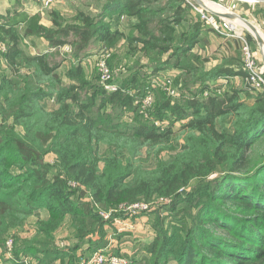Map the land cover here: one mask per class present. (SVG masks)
<instances>
[{"label":"trees","instance_id":"16d2710c","mask_svg":"<svg viewBox=\"0 0 264 264\" xmlns=\"http://www.w3.org/2000/svg\"><path fill=\"white\" fill-rule=\"evenodd\" d=\"M106 2L102 17L78 11L72 22L64 23L55 16L53 28L40 24L36 30L28 29L33 15L19 8L0 15V38L6 47L1 57L8 69L0 73V259L7 255V235L18 233L34 216L35 234L27 238L15 234L13 252L18 258L9 264H25L20 255L43 264H81L80 243L88 242L89 251L108 244L106 235H98L97 230L112 225L114 217L105 219L95 212L97 207L108 211L174 198L193 180L220 172L212 202L199 211L176 261L264 264V88L246 83L241 38L233 37L235 55H223L228 62L212 70L211 78L241 76L242 86L206 96L209 81H201L206 60L193 53L198 41L208 39L206 22H189L176 40L168 42L151 28L153 23L168 24L174 32L177 26L184 27L189 19L185 13L195 11L190 4L185 0ZM166 8L171 14H164ZM123 17L133 21V35L127 36L113 20L120 22ZM209 32L215 29L210 27ZM34 34L48 40V51L33 54L24 49V38ZM123 39L132 56L148 61L130 57L128 63L113 51L109 64L120 89L108 91L98 76L95 83L85 76L83 53L94 42L115 49ZM65 45L71 48L68 57L77 60L62 73L63 63L52 62L51 55ZM168 69L180 73L172 77L183 90L178 101L148 82L164 78L161 73ZM197 89L192 96L190 90ZM148 91L155 104L150 117H145L136 101ZM46 99L53 101L52 106L44 103ZM114 109L132 111L133 118ZM170 118L172 124L163 128ZM228 119L231 129L224 124ZM177 121L182 122L179 129L174 128ZM181 136L184 144L178 149L175 143ZM165 151L169 154L162 157ZM48 154L56 157L58 169L52 179L51 166L45 162ZM70 181L77 187L69 189ZM86 195L89 200L81 201ZM149 210L148 214H155ZM65 223L70 224L75 243L68 248L55 241ZM167 249L163 238L158 248L148 249L144 264H170ZM118 255L131 258L121 251Z\"/></svg>","mask_w":264,"mask_h":264},{"label":"rangeland","instance_id":"374dc122","mask_svg":"<svg viewBox=\"0 0 264 264\" xmlns=\"http://www.w3.org/2000/svg\"><path fill=\"white\" fill-rule=\"evenodd\" d=\"M33 1H37V4H34ZM19 0L17 2V7H19L20 10H24L27 12V9L33 13L32 20L27 25L28 29L36 30L37 27L42 24L44 26H47L48 28H53V18L59 17L62 22H72L74 18L78 15V11L86 12L87 14H90L92 16H96L99 18V16L102 17L104 15V6L107 3L106 0H53L52 2L48 3L46 0ZM212 3H215L214 5H207L209 8L216 10L217 12H220L219 7L223 8L224 10L228 12H234L250 21H253V23L257 26H255L256 29L259 31V35L256 33V35L253 32L244 30V32H238L240 36L242 37V46L240 50V59L242 60V66H244L245 69V59L247 58V49H245V46H249V55L251 59L254 61V66L259 71H264V2L260 3H250L246 1L241 0H210ZM168 0H160V4H167ZM16 9L15 7H12L11 10ZM33 9V11H32ZM171 9L166 8L164 11V14L169 15L171 14ZM189 12V13H188ZM258 12H261L263 16ZM241 13V14H240ZM186 16L189 17V19L184 23V27L177 26L176 31L174 32V29H172L171 26L168 24H162V23H153L151 24L152 30L162 39L163 41H174L178 38V35L183 31L186 30L189 22H204L200 18V16L195 13V11H187L185 13ZM193 18V20L191 19ZM110 21L112 20L110 17L108 18ZM107 19V20H108ZM218 29H215L212 24L205 23L207 26V30L205 31L208 37H206L207 41H198V43L195 45L193 53H195L200 58L206 60L205 66H207L206 72L203 73V77L201 78V81H209V88L205 92V95L208 94H222L226 90L230 89L231 87H237L242 86L243 80L242 78L237 76H233L232 78L223 77L218 80H215L212 77V70H214L217 66L220 64L225 63L228 59H224L222 57L223 52L227 48H224L222 45V38H225L228 36V34L236 33L237 27H240L239 25L235 28H232L229 23L221 18H216ZM241 19V18H239ZM115 21V24H117V27L119 26L120 29H122L127 36L133 35L135 33L134 28L132 27L133 21L131 18H122L120 22L117 21V19H113ZM242 20V19H241ZM244 21V20H243ZM214 28L215 32L211 33L209 32V28ZM261 28V29H260ZM260 29V30H259ZM26 30V26L23 28V31ZM1 37V36H0ZM228 37H231L228 36ZM248 37V39H247ZM262 38V39H261ZM248 40V41H247ZM25 48L23 45V48L27 50L29 53H41L45 50L48 51V40L45 39L40 34H34L32 36H27L24 38ZM37 44L38 49L33 50V45ZM44 44V45H43ZM263 44V45H262ZM27 48V49H26ZM118 48V50L116 49ZM6 47L5 43L2 42L0 38V73L8 72V69L6 68V64L4 63L1 55L4 53ZM70 50L69 45L63 46L60 51H54V54L51 55L52 62H58L63 63V66L60 68L62 73H65L66 67L70 66L72 64V61H76L77 58L75 56L68 57V52ZM105 48L102 47V44L98 42H94L91 44V46L88 47V49L83 53L84 56V74L86 77L90 78L93 83L97 82L96 76L100 79V71L98 70L95 62L96 55L102 56V53L104 54ZM114 53L116 51L120 52V56L123 58L125 57L126 60H130V57L132 56V53L129 51V47L127 45L126 40H120L117 42V45L115 49H113ZM53 53V52H52ZM169 56L168 54L161 55L162 60H166ZM117 56L115 60H117ZM151 59V58H150ZM3 61V62H2ZM118 61V60H117ZM117 61L115 62L116 64ZM173 62V61H172ZM228 62V61H227ZM180 74V73H179ZM121 75H118V77ZM117 77V78H118ZM64 78L67 83H69L71 80L66 75H64ZM121 79V77H119ZM163 77L159 76L155 81L148 80L149 84L153 88L160 87L163 91L166 90V84L163 82ZM118 79H115L116 82ZM175 80V78H174ZM174 86L176 89V96L171 95L172 98L175 101L180 100V97L183 95V90L179 88V84H175ZM99 82V81H98ZM101 83V82H100ZM119 83V82H118ZM208 84V83H206ZM102 85V84H101ZM177 85V86H176ZM205 85V84H204ZM103 86V85H102ZM154 90V89H151ZM202 90V88H201ZM197 90H190V93L192 96H195V92H198ZM250 94V92H247L245 95ZM44 103L48 106H52L53 101L51 99H46ZM111 109V108H110ZM113 112H116V114H124L126 118H133L134 113L132 111H125L120 112L119 110L114 109ZM131 117V118H130ZM156 118V117H155ZM171 120V118H170ZM169 119L167 121H164L163 128L168 127L170 124H172V120ZM231 123L232 119H228L224 121V124L227 129H231ZM182 122L177 121L174 125L175 129H179ZM184 139L183 137H177L175 146L178 149L183 148ZM105 146L102 147V150H104ZM169 154L168 151L162 152L161 156L165 157ZM147 153L146 151L143 153V156L146 157ZM55 159L56 157L53 154H48L46 156L45 162L51 166V174L49 175L52 179L54 175H56L58 169L55 166ZM151 162V160H150ZM220 175V172H216L213 175L207 176V177H201L198 179L193 180L189 185L183 187L180 189L178 195L174 198H163L156 201H153L148 205L147 207H139V208H128L127 205L120 206L119 208H114L110 210H104L101 209V207H97L95 212H97L99 215H108L109 218L114 217L113 223L111 225L107 224L104 225V228H101L102 230H97L98 235L103 236L106 235L107 239V245L102 250L107 254H114L118 255V252H124L125 254H128V256L132 259V264H144L145 262V256L150 247L158 248L160 244L163 241V238H166L167 240V261L170 264H179L176 261V258L178 257V251L181 247V244L183 242V239L185 236H187L192 228H194L195 223L197 222V215L199 214V211L203 209V205L206 202H212V195L214 192L215 187L218 184V176ZM69 189H73L76 186V184L73 181H70L68 184ZM76 198L79 197L78 194L75 196ZM83 198V197H82ZM90 196L86 195L84 199H80L81 201H87L89 200ZM211 198V199H210ZM145 203V202H143ZM144 205V204H143ZM141 208V209H140ZM152 208V210H155V214L151 215L147 212L150 211L148 209ZM184 223H186V227L184 228ZM35 226H36V217H31L28 219L26 224L23 228L18 229L17 231H12L9 233L6 237L5 245H6V252L7 255H4L5 259H0V264H9L11 261L16 260L18 257L14 256V246H15V234L21 235L22 238H27V236L32 237L35 233ZM116 230V235L115 233ZM99 231V232H98ZM103 231V232H102ZM107 232V233H106ZM97 234L93 236V238H98ZM118 235L124 236L125 239H127L126 242L120 243L118 241ZM15 236V237H14ZM161 236V238H160ZM73 235L72 230L70 229V224L65 223L63 224L56 232L55 235V241L56 245L62 246L63 248H68L71 246H74L75 243L73 242ZM158 238H160L158 241H156ZM105 239V238H104ZM111 240H113V244L111 243ZM13 241V247L10 248L8 246V242ZM157 242L156 245H154V242ZM111 243V244H110ZM116 243V245H114ZM81 246L79 247L78 254L79 256L83 257L81 264H87L85 260H89L91 254L95 251H89V243L84 242L80 243ZM118 245L122 246L123 249H119ZM154 245V246H153ZM150 256V255H149ZM26 257V258H25ZM34 258V257H33ZM11 259V260H10ZM19 259L26 260L25 264H43L42 260L39 259H32L31 257L27 255H20ZM7 261V262H6ZM56 264H59L58 262Z\"/></svg>","mask_w":264,"mask_h":264},{"label":"built area","instance_id":"2783aa9c","mask_svg":"<svg viewBox=\"0 0 264 264\" xmlns=\"http://www.w3.org/2000/svg\"><path fill=\"white\" fill-rule=\"evenodd\" d=\"M53 0H46L47 4L52 2ZM188 4H190L193 9L200 15L201 19L205 21L208 24H212V26L215 29H218L217 19L219 18L217 16L212 15L207 11L203 6H201L199 3H197L195 0H185ZM246 1L250 3H260L264 2V0H241ZM224 20V19H223ZM227 21V20H225ZM228 22V21H227ZM229 23V22H228ZM229 25L232 28H235L236 26ZM238 32H244L241 31V27H237V32L228 34V36H236L242 39L240 34ZM105 51L104 54L102 53V56H97L95 58L96 66L98 70L100 71V82L103 85V87L108 91H117L120 89V84L115 81L116 77L111 69V66L109 64V60L111 59L113 55V49L109 47H104ZM245 49H247V58L245 59V69L248 71V76L246 77V83H248L251 87L262 89L264 88V71H259L254 66V61L251 59L249 55V46H245ZM71 50V48H70ZM69 50V51H70ZM159 78V77H158ZM230 78V77H229ZM157 78H151V81H155ZM163 82L166 84V90L167 93L171 96H176V89L174 86L173 78L172 77H164ZM136 104L139 105V111L141 114H143L145 117H150V112L154 107L155 104V97L154 94L151 93V91H148L146 95L138 99L136 101ZM144 204V205H143ZM150 206L149 203H143L138 202L134 204H130L127 206L128 208H139V207H147ZM141 209V208H140ZM149 210V209H148ZM105 219H109L108 215H102ZM8 246L10 248L13 247V241L8 242ZM103 249L97 250L93 252L89 258V260H85L87 264H132V259L125 256L120 255H114V254H107Z\"/></svg>","mask_w":264,"mask_h":264},{"label":"crops","instance_id":"0c3cea01","mask_svg":"<svg viewBox=\"0 0 264 264\" xmlns=\"http://www.w3.org/2000/svg\"><path fill=\"white\" fill-rule=\"evenodd\" d=\"M19 0H0V15H5V14H7V12L8 11H10L11 9H12V7H15V8H19V7H17L16 5H17V2H18ZM28 1V0H27ZM30 1V0H29ZM33 1V0H32ZM34 2V4H37V1H33ZM32 11H33V9H32ZM27 12L28 13H33V12H31V11H29L28 9H27ZM241 14V13H240ZM234 36H231V37H225V38H222L223 40H222V45H223V47L224 46H227L228 47V49H226L225 50V52H223V54H222V56L224 55V56H232V55H235V54H233V47L232 46H235V42H236V38H233ZM44 45V44H43ZM34 47H32L33 48V50H37L38 49V45L37 44H34L33 45ZM232 47V48H231ZM225 48V47H224ZM45 51H47V50H45ZM141 57V60H142V63H147V61H148V59L146 58V57H144V56H141V55H139L138 57H134V58H140ZM134 58H132V59H134ZM3 62V61H2ZM179 74V71L178 70H176V69H168V70H166L165 72H162L161 73V75H164V77H176L177 75ZM237 76V75H236ZM161 77H163V76H161ZM240 78L241 76H237V78ZM232 78V77H231ZM242 78V77H241ZM242 80H243V78H242ZM114 235H116V230H115V233H113ZM118 238H119V235H118ZM118 241H120V243L122 244V243H124V242H126L127 241V239H125V237L124 236H120V238L118 239ZM111 243L113 244V240H111ZM110 243V244H111ZM114 245H116V243L114 244ZM71 246H72V244H71ZM62 247V246H61ZM118 247H119V249L121 250V248L123 249V247L122 246H120V245H118ZM122 251V250H121Z\"/></svg>","mask_w":264,"mask_h":264},{"label":"water","instance_id":"95a60500","mask_svg":"<svg viewBox=\"0 0 264 264\" xmlns=\"http://www.w3.org/2000/svg\"><path fill=\"white\" fill-rule=\"evenodd\" d=\"M197 3H199L201 6H203L207 11H209V13H211L214 16H217L221 19L227 20L231 25H238L234 19L241 18L242 20L245 21L246 24H248L253 30L257 31V29L255 28L253 21H250L234 12H227V13H222V12H217L216 10H213L211 8H209L208 6L205 5L204 0H195ZM239 26L241 27V31L246 30L247 27L239 24Z\"/></svg>","mask_w":264,"mask_h":264},{"label":"bare ground","instance_id":"6f19581e","mask_svg":"<svg viewBox=\"0 0 264 264\" xmlns=\"http://www.w3.org/2000/svg\"><path fill=\"white\" fill-rule=\"evenodd\" d=\"M204 3H205L206 6L209 5V4H211V5H214V4H215V3H212L210 0H204ZM209 6H210V5H209ZM219 10H220V12H222V13H227V12H228V11L224 10L223 8H221V7H219ZM234 21H235L238 25L241 24V25L247 27V28H246L247 31L250 30V32H253L255 35H256V33L259 35V31H258V29H257V31L253 30L248 24L245 23V21L239 19L238 17H237L236 19H234ZM253 24H254V23H253ZM238 25H237V26H238ZM254 26H257V25L254 24ZM260 29H261V28H260ZM260 29H259V30H260ZM261 39H262V38H261ZM262 45H263V44H262Z\"/></svg>","mask_w":264,"mask_h":264}]
</instances>
